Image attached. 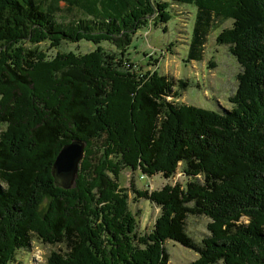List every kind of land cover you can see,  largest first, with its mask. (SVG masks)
Returning a JSON list of instances; mask_svg holds the SVG:
<instances>
[{
	"label": "trees",
	"instance_id": "1",
	"mask_svg": "<svg viewBox=\"0 0 264 264\" xmlns=\"http://www.w3.org/2000/svg\"><path fill=\"white\" fill-rule=\"evenodd\" d=\"M59 1L82 18L60 19ZM175 5L196 10L189 61L204 62L215 35L240 65L230 108L177 103L185 81L124 68L136 32L153 16L167 25ZM80 40L117 42L121 57L98 48L103 73L99 60L59 69L26 45ZM76 140L87 156L72 182L54 164ZM124 169L188 178L132 190L160 209L149 233ZM189 217L210 220L201 241ZM34 238L65 248L48 264H172L170 241L198 255L191 264H264V0H0V264Z\"/></svg>",
	"mask_w": 264,
	"mask_h": 264
},
{
	"label": "rangeland",
	"instance_id": "2",
	"mask_svg": "<svg viewBox=\"0 0 264 264\" xmlns=\"http://www.w3.org/2000/svg\"><path fill=\"white\" fill-rule=\"evenodd\" d=\"M58 5L62 10V13H59L60 19L75 20L82 18L77 10H69V6L64 2L59 1ZM195 14L196 10L193 8L175 5L173 7V19L167 25L157 22V20L155 22V16L151 17L149 25L136 32L130 47L126 49L124 68L127 69L128 73L134 72L138 75L150 73L151 76L156 73L159 76H168L174 82L185 81L184 83L188 85V88L183 90L181 97L175 100L177 103L214 111L230 108L231 104L228 98L236 90V76L241 71L240 65L227 47L216 44L215 35L212 36L209 45H207L208 50L204 62L197 64L188 60L187 44L193 35ZM231 25L228 23L224 27L227 28ZM26 45L28 47L38 46L39 50L44 56H48L49 60H56L53 64L55 68L59 69L65 67L71 60L74 63L85 59L88 61L99 60V65L103 67L99 73H103V69L106 68L104 62L107 60L95 56L98 48L104 55L109 54L116 59L121 55L119 54L118 43L108 41H103L98 45L90 40H80L76 43L62 42L60 47L53 46L54 44L51 43L34 45L27 42ZM65 54H68L70 58L62 59ZM212 63L215 67L211 66ZM120 78H122L121 75L116 77L115 81L119 82ZM178 89L179 87L176 86L175 90ZM63 117V120L68 121L69 118L65 113ZM86 156L85 148L84 159ZM84 159L80 166L85 161ZM187 179L183 172H178L168 180L161 174L151 177L142 175L140 171L123 170L119 184L122 188L130 191V207L138 222L140 233H149L152 230L160 214V209L146 199L136 198L132 190L138 189L152 193L161 191L168 184L175 185L182 183V181L185 183ZM189 218V234L197 241H201L208 234L207 224L210 220L207 217ZM166 248L172 264H191L198 259V255L194 251L180 246L178 243L170 241L166 244ZM59 249L64 250L65 248H59V246L44 243L42 240L34 238L31 249L18 251L14 262L10 264H48L50 255L53 252H58Z\"/></svg>",
	"mask_w": 264,
	"mask_h": 264
},
{
	"label": "water",
	"instance_id": "3",
	"mask_svg": "<svg viewBox=\"0 0 264 264\" xmlns=\"http://www.w3.org/2000/svg\"><path fill=\"white\" fill-rule=\"evenodd\" d=\"M85 148L86 143L82 140L63 146L54 164L56 173L69 176L74 182L79 173L80 163L84 159Z\"/></svg>",
	"mask_w": 264,
	"mask_h": 264
}]
</instances>
